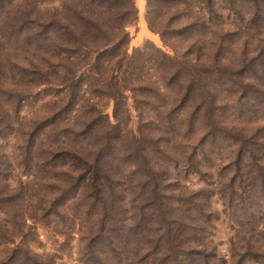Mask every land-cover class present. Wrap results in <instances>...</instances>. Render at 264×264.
Listing matches in <instances>:
<instances>
[{
    "label": "rangeland",
    "instance_id": "1",
    "mask_svg": "<svg viewBox=\"0 0 264 264\" xmlns=\"http://www.w3.org/2000/svg\"><path fill=\"white\" fill-rule=\"evenodd\" d=\"M58 1L53 0V5L57 7ZM38 3L39 0H0V259L7 253L17 251L20 246H27L35 253L53 257L56 264H93L97 250L99 257L106 259L103 237L113 226L117 227V235L124 233L126 239L135 244L134 235L139 229L149 231L153 235L152 239H155L164 233L169 219L173 217H179L178 220H182L189 229L202 235L198 244L193 241L186 242V245H201L209 253V259L204 264H218L224 256L226 264H234L228 257L232 248L241 252L247 241L264 245V187L259 185L257 179L249 177L248 180L242 172V165L238 172L231 165L238 147L243 151L253 150L256 157L260 154L264 156V0H212L211 10L208 0H196L189 7L184 0H152L150 3L148 0H133L134 7L129 1V7L135 8L136 15L132 24L125 27L129 34L126 46L128 57L137 61L141 58L148 60L147 58L158 54L157 50L173 56L192 49L189 56L191 59V55L197 53V49L191 47L192 40L202 34L203 46L208 49L202 51L210 55L208 67L213 71L217 70L214 74L215 81L211 80L216 84V90H213V107H217L216 113L224 120L217 135L200 142L201 133H187L186 138L173 133L165 138L158 137L157 132L152 129L144 131V135L139 138L149 139L144 141L147 143L146 150L153 153L152 156L148 155V159L154 168L141 162V157L138 158L140 153L134 158L126 159V150L137 151L141 148L132 144V137L139 136L137 131L141 116L135 108L132 93L121 87L123 73L117 71L116 66L103 64V71L99 75L94 68L90 69L88 66L78 72L83 75L78 78L79 85L75 84L77 91L69 106H66L69 96L66 95L65 87L60 88L55 84H27L31 75L35 74L30 75L31 71L24 69L33 67L27 63V54L32 50L30 47L38 42L35 39H24V33L34 30L39 33V26L31 20L35 18L28 14L31 10L39 11ZM74 5L85 8L88 0H74ZM107 6L105 3L101 9L97 8L103 11V15L97 14L98 19L106 18ZM14 21L15 26L12 28ZM200 23H204L205 27L204 24L201 27ZM180 28H183L181 34L174 37L173 32ZM35 52L32 59L43 67L41 52ZM214 56H218L219 61L215 62ZM243 58L246 63L241 66ZM228 67L234 69V72L241 70V76L234 75ZM155 74L156 69L149 63L142 68L140 78ZM111 76H118V82L114 80L113 83L123 93L120 96L123 101V105L119 107L120 117L125 120L124 110L129 112L123 152H117L119 171L125 179L119 184L113 183L107 189L112 193L107 194L110 201L103 208L94 195L73 202L67 200L73 192L67 191L64 195L66 200L62 199L63 194L55 198L50 192L55 189L48 190L44 187L41 163H36L35 160L26 162L22 157L26 147L23 139L29 120L34 116L40 119L56 118L58 122L62 121L60 126L66 125L67 120L71 123L76 121L78 126L75 128L81 131L76 134V139L73 138V133L60 138V130L57 139L69 142L66 147L81 149V146H92L94 141L92 143L91 135L86 130L82 131L81 125L87 123L88 114L85 113L101 117L96 119L93 132L97 131L98 125L101 127L105 124L104 116L99 114H105L114 122V100L98 92L109 89L108 80ZM92 77L96 81L90 85L88 81ZM147 92L155 96L153 91ZM164 94L165 97L160 100L166 104L176 98L174 90L169 93L165 91ZM81 105H84L83 115L79 113ZM93 105L97 111L91 110ZM140 105L144 108L151 107L143 103ZM180 114L185 115V112L181 110ZM151 117L154 114L145 108L142 119ZM47 122H50L51 127L54 125L52 120ZM150 131L154 135L148 134ZM102 134L103 132L97 140H101ZM50 141L51 138L46 140ZM174 141L178 142L177 145H173ZM235 143L238 144L235 146ZM172 145L177 150L172 149ZM213 152L219 153V156L215 157ZM186 158H190L193 163L186 164ZM135 159L138 161L136 167L131 168V164L135 165ZM256 162L249 155L242 160V163L252 167ZM156 168L159 170L156 178L160 187L157 198L161 199L162 208L156 206L157 202H148V194L145 198L139 189L133 188L136 182L143 181V175ZM130 172L133 173L132 176H129ZM230 173H236V184L243 185V188H239L234 194L229 207L218 195L219 190L213 183L219 180L226 183ZM190 192L199 195L192 200L189 199ZM55 199L59 202L52 206ZM105 199L107 200L106 197ZM185 202L187 206H182ZM111 205L113 209L105 210V207L108 209ZM200 207H203L202 212ZM22 213H25L26 218L27 214L35 218L25 219L23 231L19 232V225L23 221ZM144 213H154L151 222L138 221ZM100 229L101 233L93 238ZM91 238V244L97 250L88 249ZM254 256L250 255L235 264H256L251 260ZM122 259L123 256H120L116 260Z\"/></svg>",
    "mask_w": 264,
    "mask_h": 264
},
{
    "label": "trees",
    "instance_id": "2",
    "mask_svg": "<svg viewBox=\"0 0 264 264\" xmlns=\"http://www.w3.org/2000/svg\"><path fill=\"white\" fill-rule=\"evenodd\" d=\"M129 1L132 2V7H134L133 0H88V5L85 8H77L74 5V0H59L57 7L53 5V0H39V11L33 12L31 10L28 13L29 17L35 18L31 20H34L39 26V33H36L35 30L24 33V39L28 41L29 38L31 40L35 39L38 44L32 45L33 48L30 44V50H32L27 54L29 57L27 63L33 67L32 69H24L31 71L30 75L35 73L28 80L27 84L29 86L55 84L60 88L65 87L67 89L66 95L69 96L66 106H69L73 102L72 98L77 91L75 84L79 85L78 78L83 75V73L78 74V72L88 66L90 69L94 68L97 71V75H99L106 63H108V66L110 64L116 66L117 71L123 73L121 76V84L123 85L121 87L124 88L123 90H129L132 93V98L135 100V108L139 110V116H141L137 131L139 136L137 138L132 137V144L137 145V147L141 146V148H138L137 151L124 150V153H127L126 159L129 157L134 158L136 154L140 153L138 158L140 159L141 157V162L154 168L153 165L149 164L148 159V155L152 156L153 153L148 151L149 149L146 150L147 143L145 141L149 139H144V141L139 138L144 135V131L152 129L157 132L156 135L158 137L165 138L173 135V133L183 138L187 137V133H201L200 142L209 137L213 139L217 135L221 124L224 123V120L216 113L217 107H213L215 105L213 90H216V84L212 83V81H215L216 75L214 74L217 70L213 71L208 67L210 55L203 52L205 50L208 51V49L203 46L204 41L202 39L204 38L202 34L192 40L193 44L191 47H195L197 49L195 52L197 51V53L191 55V59L189 56L192 53V49L186 50L179 55L175 53L173 56L157 50L158 54L155 57L147 58L148 60L141 58L137 61L132 57H128L126 46L129 42V34L125 31V27L128 24H132L136 15L135 8L131 9L132 7H129ZM151 1L148 0L149 3ZM195 1L184 0V3L189 7V4ZM208 2L211 3V10L213 6L212 0L211 2L208 0ZM105 3L108 5L106 9L107 16L105 19H98L97 14L101 16L103 11L97 10V8L101 9ZM15 22H13L12 28H14ZM203 24L200 23L199 25L203 27ZM182 30L183 28L177 29L173 32V36L180 35ZM161 36H163L162 33ZM35 51L41 52L43 67H40L41 65H38L37 61L35 62L32 59V55L36 54ZM243 55H246V53L243 52ZM213 60L215 62L219 61L218 56H214ZM149 63L156 69L157 74L151 75L152 77L140 78L142 68ZM241 63V66L245 65V58L242 59ZM217 69L220 70V68ZM228 69L234 72L231 67H228ZM238 74L241 76V70L234 72V75ZM117 78L118 76H111L110 80H108L109 89L98 91L100 95L103 94L114 100V122H111L105 114H99L102 117L104 116L103 123L105 124H102L101 127L98 125L97 131L93 132L96 119L101 117L85 113L82 109L84 105H81V110H79L82 115L84 113L88 114L87 123L81 125L83 127L82 131L86 130L91 135L92 143L94 141V143L98 142L97 144L93 143L88 148L81 146V149H77L73 146L66 147L69 142L65 143L63 140L59 141L57 139L59 130L61 132L60 138L65 134L73 133L72 136L74 135L73 138L76 139V134L81 132L75 128L78 126L76 121L71 123L70 120H67L65 121L66 125L60 126L62 121L60 123L56 118L40 119V117L34 116L29 120L23 139L26 147L24 152H22V157L25 158L26 162L35 160L36 163H41L44 187L48 190L54 188L55 190L50 192L54 194L55 198L63 194L61 195L63 196L62 199L65 198L66 200L64 195L67 194V191L73 192V195L67 199L73 202L94 195L97 201L101 202L103 208L110 201L107 194L112 193L107 189L113 183L119 184L125 179V176L119 171L120 163L117 152H123V139L125 137V126L129 119L127 113L129 112L127 109L124 110V114L126 113L125 120L119 115V107L123 105L120 96L123 93L122 89H117L114 86L115 83L113 81L116 80L118 82ZM240 78L245 80L244 77ZM32 79L35 81H32ZM94 81L96 80L92 77L88 82L93 85ZM170 90L176 91V98L171 103L168 102L169 104H166L165 101L162 102L161 100L165 97V91L169 93ZM147 91H153L155 96L150 95ZM140 103L150 105L151 107L145 108L152 112L154 117L142 119L145 108ZM91 110L97 111L94 105ZM181 110L185 112V115L180 114ZM49 120L54 122L52 127L50 122H47ZM58 123H60V127L57 126ZM150 124H153V126ZM102 132L101 140H97V137L100 138L99 135ZM148 134L154 135L151 131ZM104 135L105 137L103 138ZM48 138H51L52 141L46 142ZM157 141L161 143V140L158 139ZM177 143V141H174L173 145H177ZM59 144H61V147H59ZM236 144L238 143H235V146ZM173 145L170 147L177 150ZM125 146L126 144L124 143V148ZM127 146H129V142H127ZM236 153L235 159L231 162V165L236 168H234L235 171H240L242 165V172L245 173L247 179L249 180V177L250 179L253 178V180L257 179L259 185L264 187V156L260 154L256 157L253 154V150L243 151L241 147L236 149ZM194 155L196 154L194 153ZM213 155L216 157L219 156V153L213 152ZM248 155L249 158L257 161L255 166L252 167L242 163L244 156ZM191 159L186 158L187 161L185 160V163H193ZM133 162L135 165L131 164V168H135L138 161L135 159ZM243 166H245L244 169ZM157 168L149 170L143 175V181L136 182L133 188L139 189L141 195L145 196V198L146 194H148L147 201L150 203L157 202L156 206L162 208L161 199L157 198L160 194L158 193L160 188L158 185L159 181L156 178L159 172ZM230 174L226 183L220 180L213 183L216 186L215 188L219 190L217 192L218 195L227 203L225 204L227 206L232 202L234 194L237 193L239 188H243V185L236 184V173ZM132 175L133 173L130 172L129 176ZM209 185L212 184L210 183ZM248 187H250V183ZM43 191L46 192V190ZM190 193L189 199L192 200L199 195V193L195 194V192ZM58 202L55 199L53 204H50L54 206ZM182 206H187L186 202ZM111 208L113 209L112 205L108 209L105 207V210L109 211ZM105 210L104 212H106ZM155 210L159 209L155 208ZM202 211L203 207H200V212ZM158 212L161 213L162 211L159 210ZM153 215L154 213H144L138 221L151 222ZM22 216L23 221L19 225V232L23 231L25 219L35 218V216L28 214L26 218L25 213H22ZM161 216H164V214ZM178 218L169 219V224L164 233L155 239H152L153 235L149 234V231H145L142 228L139 229L134 235L133 241L135 244L126 239L124 233L117 235L115 232L117 227L113 226L107 234L104 233L105 236L103 237L106 259H101L96 246L91 244L93 238L101 233L100 229L88 243L90 251L97 250L93 264H204L209 259V253L202 249L201 245H186V242L193 241L198 244V240L202 238V235L198 231L195 233L189 229ZM12 219L14 221L15 218L13 217ZM102 223L103 220L101 221V226ZM130 242L131 245L128 247ZM240 251L231 249V254L228 257L234 261V264L242 262L250 255L256 256L251 258L256 264H264V245H255L252 241L250 243L247 241ZM12 253L5 254L3 259H0V264H56L53 257L35 253L27 246H20L17 251ZM120 256H123L122 261L116 260ZM226 263L225 256L218 262V264Z\"/></svg>",
    "mask_w": 264,
    "mask_h": 264
}]
</instances>
